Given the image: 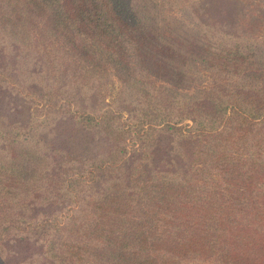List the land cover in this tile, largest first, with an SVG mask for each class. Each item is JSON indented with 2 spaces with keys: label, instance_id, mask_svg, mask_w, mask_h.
I'll return each instance as SVG.
<instances>
[{
  "label": "trees",
  "instance_id": "obj_1",
  "mask_svg": "<svg viewBox=\"0 0 264 264\" xmlns=\"http://www.w3.org/2000/svg\"><path fill=\"white\" fill-rule=\"evenodd\" d=\"M168 1L0 0V37L17 50L55 47L83 81L114 76L146 106L133 128L112 129L127 141L105 162L90 160V182L95 160L120 174L103 191L88 187L91 221L77 229L89 245L64 243L63 252L47 254L55 264H264V62L254 69L251 53L228 48L230 41L253 48L264 0H209L179 16ZM156 132L183 144L176 156L189 167L180 174L169 156L154 173L123 172L124 148L129 159L157 142ZM243 138L247 146L236 148ZM21 159L0 158V196L19 199V186L33 182L37 168Z\"/></svg>",
  "mask_w": 264,
  "mask_h": 264
},
{
  "label": "rangeland",
  "instance_id": "obj_2",
  "mask_svg": "<svg viewBox=\"0 0 264 264\" xmlns=\"http://www.w3.org/2000/svg\"><path fill=\"white\" fill-rule=\"evenodd\" d=\"M172 2L168 1V6L179 16L182 8L209 0ZM236 44L241 46V52L251 53L254 69H261L264 56L259 48H264V20L254 29L252 49L231 41L228 48ZM150 84L161 91L164 88L155 80H150ZM129 91L114 76L103 80L88 77L83 81L79 73L69 71L65 58L55 47L37 44L33 52L25 53L0 37V158L22 155L19 162L37 168L28 175L33 182L19 186L21 198L10 200L0 196V264H55L47 254L57 249L63 252L64 243L82 245L87 242L89 245V238L77 229L80 221H91L88 187L92 186V192L103 191L109 180L114 181L119 173L111 175L107 166L98 165L95 160L97 168L94 181L90 182V160L105 162L109 153L115 151L117 142L127 141L128 133L118 135L112 129L121 126L131 129L137 119H144L146 106ZM163 103L167 105L166 100ZM101 120L111 128L106 130L102 124L98 125ZM185 124L190 121L185 119L181 125ZM156 141L149 140L129 159L131 148H124L121 155H126V160L121 162L122 171L138 166L146 173H154L165 166L163 161L171 156L174 170L183 174L190 165L188 158L183 161L176 156V151L184 150L183 144L174 141L171 135L157 132ZM245 142V138L240 139L236 148L246 147ZM155 143V156L148 162L147 155ZM148 146L151 149L147 150ZM171 151L173 153L167 155ZM15 187L12 188L15 190ZM142 213L140 210L133 216L138 218ZM71 223L76 225L72 227ZM181 264L215 263L187 259Z\"/></svg>",
  "mask_w": 264,
  "mask_h": 264
}]
</instances>
